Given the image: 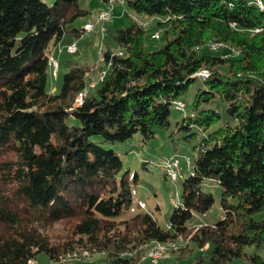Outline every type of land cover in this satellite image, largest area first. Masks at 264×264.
Instances as JSON below:
<instances>
[{
    "label": "trees",
    "instance_id": "16d2710c",
    "mask_svg": "<svg viewBox=\"0 0 264 264\" xmlns=\"http://www.w3.org/2000/svg\"><path fill=\"white\" fill-rule=\"evenodd\" d=\"M120 1L161 17L165 45L148 49L145 25L133 17L128 25L108 22L99 63L59 59L55 75L50 57H58L64 34L86 30L68 24L90 11L78 0H0V264H30L41 252L62 264L61 256L85 249L103 253L107 264H139L145 244L180 236L213 245L204 264L235 257L264 264V7L255 0ZM210 40L227 48L212 50ZM106 65L78 104L91 73ZM204 68L208 77L195 75ZM196 79L183 109L190 113L176 126L196 127L188 140L202 136L167 228L151 212L131 210L130 176L108 145L168 130L172 105ZM213 98L227 104L224 123L204 104ZM206 179L221 187L224 216L189 226L215 201L202 188Z\"/></svg>",
    "mask_w": 264,
    "mask_h": 264
},
{
    "label": "rangeland",
    "instance_id": "374dc122",
    "mask_svg": "<svg viewBox=\"0 0 264 264\" xmlns=\"http://www.w3.org/2000/svg\"><path fill=\"white\" fill-rule=\"evenodd\" d=\"M51 1L53 2L54 0H50V2ZM78 2L81 7L88 9L90 12L78 17L75 21L69 23L67 27L69 29L73 27L84 28V23L90 22H93L94 26L90 30L83 31L81 36L77 38L72 32L69 31L64 34L62 38L63 44L64 42H68L71 39H76L78 43L81 44L79 51L77 50L78 52H74V54L72 53L71 55H65L66 58L67 56H72V59L80 62L87 61L88 63H99L100 60L98 58H100L99 56H102L101 49L104 48L102 42L104 39H110V37H107L105 32L107 23L109 22L113 26L128 25L132 17L145 25L146 31L144 43L148 49L155 50L162 47L166 43V38L163 35L157 39L151 38V34L159 29L158 21L161 20V17L137 14L123 1L116 0V3L112 7V16L109 18L110 21L105 22L106 20H109L105 19L101 22L98 20L99 13L107 11L108 3L105 4L102 0H78ZM211 41L214 40L206 42L205 45L209 47V42ZM112 43L113 42L109 44ZM204 49L208 50L207 47ZM63 58L64 56L62 57V60ZM107 69L108 68L106 65L105 69H103L100 74L97 73L96 70L93 71L91 73L90 81L88 82V88L86 87L81 92H85L86 95L88 89L93 88V86L98 81V76L100 77L101 74L104 73V70ZM62 70L64 71L65 67H63ZM60 83L61 79L59 78L55 84L60 87ZM200 83V79H196L194 82H192L189 91L181 97L183 100L180 99L178 101H184L185 105L190 104L194 97V91L200 85ZM204 104L209 107H214L220 112V123L226 122L229 118V116L226 114L227 104L223 101H220L218 98H213L211 101H205ZM176 107L172 105V111L169 118L171 126L168 130L157 129L156 135L146 141L143 140L140 132H136L132 137L128 138L124 142H116L114 144L108 145L119 153L123 161V169L128 171L130 176L133 189V206L131 210H147L151 212L157 221L163 226L169 222L170 216L175 206L182 201V179L189 175V167H191V163H188V157L190 162H192L194 158V151L192 148L196 143V140H199L202 136V133H199L197 139L191 140H188V138L184 137L190 131H197V129L196 127H192V129L177 128L176 123L181 121L185 115L190 113V111L188 108L183 111L179 110L178 107L177 109ZM70 121L72 122L71 119ZM95 138L98 140L100 137ZM168 156L179 158V165H181V167H179V174L177 176L178 178L175 180L165 174V171L162 168L163 166H161L160 163L163 159H165V157ZM135 178L138 180L136 181ZM202 188L205 191L212 193L215 201L206 211L194 213L193 216L188 220L189 226H199L204 223L217 222L224 216V210L220 204V185L214 180L206 179L202 184ZM138 199L145 202V206H142L146 207L145 209L136 206L135 202H137ZM173 199H175V202ZM173 241L176 243V248L173 249V255L171 254L172 257L166 261L168 262L167 264H204L203 261L208 260L210 256L209 252L213 247V245L209 243L199 246L193 240H191V236H180ZM246 251L249 253H254L256 249L254 247L248 246L246 247ZM89 252L92 254L93 260L87 259L71 261H76L80 264H94L91 262L96 258L103 259V255H101V253L94 254L91 251ZM258 253L264 257V247H261L258 250ZM201 259L204 260L201 261ZM71 261H68V263ZM141 262L142 264H150L147 260H141L140 263ZM161 262L158 264H163L165 261L163 263ZM31 264L51 263L48 255L44 252H41ZM231 264H252V262L244 258L235 257L232 259Z\"/></svg>",
    "mask_w": 264,
    "mask_h": 264
},
{
    "label": "bare ground",
    "instance_id": "6f19581e",
    "mask_svg": "<svg viewBox=\"0 0 264 264\" xmlns=\"http://www.w3.org/2000/svg\"><path fill=\"white\" fill-rule=\"evenodd\" d=\"M260 7L263 8L264 6H260ZM105 12H107V11H103V12L99 13V16H98V20L99 21H101V20L103 21V20L109 19L111 17V16H103V13H105ZM93 26H94L93 22L84 24V28L86 29V31L92 29ZM259 29L260 28H256L255 30H259ZM156 33L160 34V31L157 30ZM73 42H74V49L72 50V53L76 52L78 50V48H79L77 42L76 41H73ZM209 47L212 50H219L221 48L227 47V45L225 43H223V42H215V41H213V42L210 43ZM214 47H221V48H214ZM101 58H103V56H101ZM50 61L52 62V65L54 67V74L56 75V71H57V68L59 66V59L52 55L50 57ZM56 62H58V63H56ZM207 73L210 74V71L208 69L204 68V69H201L198 72H196L195 75L200 76L201 78L202 77L204 78V75H199V74H207ZM84 95H85V92H80L79 93V95H78V97L76 99L77 103L79 101H80V104L83 103ZM177 103H182L183 104V106H178L179 109L183 110L184 109V105H185L184 101L183 102L182 101H178ZM169 157L171 159H175V162L177 163V165H179V158L178 157H176V158L173 157V156H169ZM160 163H161V166H163L162 168L164 169L165 173L169 177H171L173 180H175L177 177H175L174 170L171 167H169V166H165L163 164V161H161ZM188 163H191L189 157H188ZM178 174H179V167H177V176H178ZM139 203H140L141 206H145V202L143 200H139ZM143 248H144V252H143V254L141 256V260H147V257L150 256L151 253H154L156 251L161 252V255H163V260H165V259H168V258L172 257L171 254L173 253V249L176 248V243L173 240H168V241L153 240L152 242H150L148 244H145ZM66 254L64 256L60 257V262L62 264H67L68 260H87V259L90 260V259H92V254L89 252V250H83L81 252L75 251L73 254H68V255H66ZM34 260L35 259H29V263L30 264L33 263ZM147 261H149L150 264H158V263L161 262V261H157L156 262V260H147Z\"/></svg>",
    "mask_w": 264,
    "mask_h": 264
},
{
    "label": "built area",
    "instance_id": "2783aa9c",
    "mask_svg": "<svg viewBox=\"0 0 264 264\" xmlns=\"http://www.w3.org/2000/svg\"><path fill=\"white\" fill-rule=\"evenodd\" d=\"M255 1L259 4V6H264L262 0H255ZM115 2H116V0H109V2L107 4V12L103 13V16H112V7L114 6ZM101 22H102V20H101ZM160 35L161 34H157L156 31L151 34V36L154 38H159ZM214 48H221V47H214ZM73 49H74V42L73 41L69 44H65V50L67 52L72 53ZM118 53L121 54L122 51H119ZM100 58H101V56H100ZM56 63H58V62H56ZM199 75H204V78L209 76L208 73L207 74H199ZM102 77H103V73L99 78L102 79ZM78 104H80V101L78 102ZM176 104H177V107L183 106L182 103L176 102ZM162 161H163V164L165 166H169L174 170L175 177H177V167H181V165H177V163L175 162V159H171L169 156L165 157V159H163ZM173 201L175 202V199H173ZM170 227H171V225L168 224L167 228H170ZM147 260H156V262L157 261H163V255H161V252L156 251L154 253H151L150 256L147 257Z\"/></svg>",
    "mask_w": 264,
    "mask_h": 264
},
{
    "label": "crops",
    "instance_id": "0c3cea01",
    "mask_svg": "<svg viewBox=\"0 0 264 264\" xmlns=\"http://www.w3.org/2000/svg\"><path fill=\"white\" fill-rule=\"evenodd\" d=\"M85 24V23H84ZM82 28V27H81ZM74 39H71L70 41H68V42H64V44H67V43H70L71 41H73ZM63 44V39L60 41V47H59V52H61L63 49L65 50V45ZM64 45V46H63ZM56 48H57V51H58V46H56ZM56 48L54 49V52L56 51ZM62 48V49H61ZM62 51L61 53H59L58 52V54H57V58H59L60 59V62H63L65 59H66V56L65 55H71L70 53H68V52H65V51ZM64 56V58H63V60H62V57ZM56 57V56H55ZM68 58L69 57H72V56H67ZM64 67V66H63ZM138 200H140V199H138ZM137 200V201H138ZM147 206V205H146ZM145 209V208H144ZM169 224V222L166 224V226ZM103 253H101V255H102ZM38 257V256H37ZM36 257V258H37ZM35 258V259H36ZM95 259V258H94ZM170 258H168V259H165L164 261H162L161 263H163V264H167L168 262H166L167 260H169ZM93 260V259H92ZM91 263H94V264H107L106 262H105V259H104V257H103V259H100V258H96L94 261H92ZM67 264H80V263H78V262H76V261H71V262H69V263H67ZM140 264H142V262L140 263Z\"/></svg>",
    "mask_w": 264,
    "mask_h": 264
},
{
    "label": "water",
    "instance_id": "95a60500",
    "mask_svg": "<svg viewBox=\"0 0 264 264\" xmlns=\"http://www.w3.org/2000/svg\"><path fill=\"white\" fill-rule=\"evenodd\" d=\"M200 187H198V189H199Z\"/></svg>",
    "mask_w": 264,
    "mask_h": 264
},
{
    "label": "clouds",
    "instance_id": "9594fccd",
    "mask_svg": "<svg viewBox=\"0 0 264 264\" xmlns=\"http://www.w3.org/2000/svg\"><path fill=\"white\" fill-rule=\"evenodd\" d=\"M138 202V201H137ZM146 208V207H145Z\"/></svg>",
    "mask_w": 264,
    "mask_h": 264
}]
</instances>
